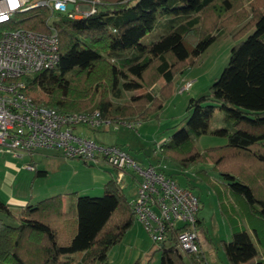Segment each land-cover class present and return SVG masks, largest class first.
Listing matches in <instances>:
<instances>
[{"label": "trees", "instance_id": "1", "mask_svg": "<svg viewBox=\"0 0 264 264\" xmlns=\"http://www.w3.org/2000/svg\"><path fill=\"white\" fill-rule=\"evenodd\" d=\"M44 14L17 17L12 28L46 33ZM157 24L162 33L142 43ZM55 26L58 64L24 78L28 89L43 92L44 104L59 111L96 108L111 120L140 122L162 109L175 78L218 34L230 33L226 67L207 94L189 99L185 126L159 151L183 169L212 164L236 204L226 213L231 238L220 242L228 263L264 264V0H99L92 15L62 16ZM6 28L0 26V35ZM138 88L148 91L112 103V96ZM216 110L226 125L211 129ZM207 133L226 143L200 149L196 140ZM44 174L39 170L35 177ZM134 222L113 179L99 197L57 194L16 211L0 200V264H107L109 250ZM202 225L197 217L196 230ZM159 250V264L204 262L201 251L182 254L174 242Z\"/></svg>", "mask_w": 264, "mask_h": 264}, {"label": "built area", "instance_id": "2", "mask_svg": "<svg viewBox=\"0 0 264 264\" xmlns=\"http://www.w3.org/2000/svg\"><path fill=\"white\" fill-rule=\"evenodd\" d=\"M98 4L99 0H0V26H8L0 35V152L31 156L39 149H52L89 166H109L116 183L121 184L125 178L136 182V195L129 206L153 243L174 242L182 254L197 253L200 204L192 191L179 186L164 166L143 167L120 146L75 133L79 126L95 131H117L120 126L137 130L140 121L111 120L98 109L56 110L32 96L24 81L56 68L59 38L55 22L62 16L88 17L96 12ZM39 11L45 13L46 33L12 28L21 17ZM191 85L192 81L183 83L179 93ZM23 168L35 171L30 162Z\"/></svg>", "mask_w": 264, "mask_h": 264}, {"label": "rangeland", "instance_id": "3", "mask_svg": "<svg viewBox=\"0 0 264 264\" xmlns=\"http://www.w3.org/2000/svg\"><path fill=\"white\" fill-rule=\"evenodd\" d=\"M162 30V27L157 24L142 38L141 42L150 43L162 33ZM233 44L234 40L230 33L218 34L196 59V63L175 78L172 94L163 102L162 109L141 121L137 130L124 126H120L117 131L110 129L95 131L82 126L75 130L76 134L86 135L97 142L120 146L143 167L149 164L164 166L165 171L179 186L190 188V191L199 199L200 208L197 217L203 220L202 228L197 229L200 251L204 258L203 264H229L220 242L221 240L229 241L231 238L226 213L235 209V201L227 193L225 184L212 169L211 163L197 164L188 169L180 168L162 155L158 145L185 126L184 118L187 114L189 99L208 93L210 85L226 67ZM187 81H192L191 87L184 93H179L178 89ZM147 91L146 88L124 90L120 99L112 96L111 101L120 103L133 95ZM151 92L154 91L151 90ZM30 94L35 98L46 100L45 94L38 90L30 91ZM92 109L96 108L83 111ZM125 120L139 121V119ZM225 125L223 111H214L210 119V128L216 129ZM225 143V138L210 133L196 140V145L200 149ZM3 154L6 156L4 158L0 156V197L4 199L9 197L10 189L16 199H25L29 204H35L53 195L66 196L73 192L83 196L99 197L103 195L104 183L113 178V171L107 165H85L77 159L64 158L52 149H39L31 156L25 153H17L21 155L18 157L13 153ZM3 154L0 153V155ZM5 159L10 160L11 165H6ZM59 161L62 165L59 170H55ZM29 162L34 165L35 171L22 168ZM43 169L48 170V175L35 177V172ZM136 187V182L130 178H125L120 184L121 191L129 203L136 195ZM244 223L242 226L247 227L246 222ZM126 233L122 240L111 248L110 264H134L136 261L137 264H159L161 256L159 244L151 241L137 220ZM170 245H172L171 242H165V247Z\"/></svg>", "mask_w": 264, "mask_h": 264}, {"label": "crops", "instance_id": "4", "mask_svg": "<svg viewBox=\"0 0 264 264\" xmlns=\"http://www.w3.org/2000/svg\"><path fill=\"white\" fill-rule=\"evenodd\" d=\"M81 133V132H80ZM1 154H3L2 152H0ZM16 155V157H18L19 155L18 154H15ZM1 157H3L4 158V156H6V155H0ZM21 156V155H20ZM5 164L6 165H11V162H10V160H8V159H5ZM61 165H62V163L59 161V162H57V169H55V170H59V168L61 167ZM22 168H23V166H22ZM41 171H45V174L43 175V176H46V175H48V170H41ZM108 181V180H107ZM10 192H9V197H7V198H2V197H0V200L2 201V202H4L12 211H16V210H19L20 208H22L24 205H26L27 203L29 204V202L28 201H26L25 199H21V200H19V199H16L13 195H12V191H11V189L9 190ZM60 195H62L64 198L66 197L65 195H63V194H60ZM127 234V233H126ZM113 248V247H112ZM110 253H111V249L109 250V252H108V254H107V260H108V264H110V260H111V258H110Z\"/></svg>", "mask_w": 264, "mask_h": 264}, {"label": "bare ground", "instance_id": "5", "mask_svg": "<svg viewBox=\"0 0 264 264\" xmlns=\"http://www.w3.org/2000/svg\"><path fill=\"white\" fill-rule=\"evenodd\" d=\"M78 20V19H77Z\"/></svg>", "mask_w": 264, "mask_h": 264}]
</instances>
